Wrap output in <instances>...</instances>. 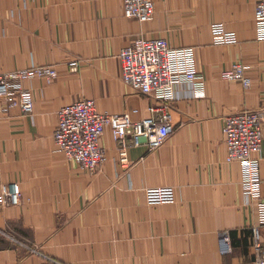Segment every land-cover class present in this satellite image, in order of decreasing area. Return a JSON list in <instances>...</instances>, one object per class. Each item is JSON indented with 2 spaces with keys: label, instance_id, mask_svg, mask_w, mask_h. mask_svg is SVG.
<instances>
[{
  "label": "crops",
  "instance_id": "1",
  "mask_svg": "<svg viewBox=\"0 0 264 264\" xmlns=\"http://www.w3.org/2000/svg\"><path fill=\"white\" fill-rule=\"evenodd\" d=\"M259 0H154L155 14L139 21L123 0H0V71L54 64L58 75L27 79L31 113L11 108L0 118V264H252L253 228L264 223L258 204H246L241 166L227 161L224 117L242 109L263 111L264 39L257 38ZM221 21L236 43H215ZM139 37H164L192 46L206 93L176 85L173 131L150 151L145 139L129 146L131 164L117 161L110 127L101 137L105 157L97 171L82 169L55 150L58 110L79 96L101 110L139 119L157 100L121 78L122 47ZM79 60L72 71L68 62ZM236 61L249 65L252 82L222 77ZM264 197V141L260 154ZM21 192L19 204L3 195ZM229 230L232 250L219 235ZM27 243L25 246L13 240ZM37 249L31 251V247Z\"/></svg>",
  "mask_w": 264,
  "mask_h": 264
},
{
  "label": "built area",
  "instance_id": "2",
  "mask_svg": "<svg viewBox=\"0 0 264 264\" xmlns=\"http://www.w3.org/2000/svg\"><path fill=\"white\" fill-rule=\"evenodd\" d=\"M124 14L139 21H148L155 14L154 0H123ZM256 35L264 39V0L255 7ZM215 43H236L238 35L221 21L211 24ZM121 78L138 92L152 95L156 102L149 106V113L139 119L131 117L129 112L113 113L101 110L94 98L79 96L58 110V121L53 132L55 150L74 160L82 169L95 172L105 157L101 137L110 127L117 141V161L124 168L131 164L129 146L141 143L144 136L148 149L156 150L162 146L173 131L172 108L177 98L176 85L186 84L192 96H204L206 93L204 75L196 67V58L192 46H171L164 37H139L121 48L118 54ZM79 60L68 62L70 70L79 67ZM248 64L234 62L222 72V77L240 80L245 87L251 85L246 74ZM58 75L53 64H33L25 68L0 71V118L8 114L13 107H19L24 113L34 109L33 97L24 82L27 79L41 77L52 81ZM263 111L260 109H242L233 111L224 117V139L227 148L226 160L237 161L241 166V188L244 202L257 203L260 223H264V197L261 192L260 154L263 149ZM6 200L19 204L21 192L17 185L5 184L2 189ZM256 258L252 264H264V246L259 239V226L253 228ZM16 242L29 246L22 240L12 237ZM31 247V246H30ZM219 248L222 253L232 250L229 230L219 235ZM31 251L36 252L34 247ZM55 262L62 264L59 260Z\"/></svg>",
  "mask_w": 264,
  "mask_h": 264
},
{
  "label": "rangeland",
  "instance_id": "3",
  "mask_svg": "<svg viewBox=\"0 0 264 264\" xmlns=\"http://www.w3.org/2000/svg\"><path fill=\"white\" fill-rule=\"evenodd\" d=\"M48 64H50V63H48ZM54 65V64H53ZM25 67H27V66H22V67H19V68H25ZM57 67V66H56ZM17 69V68H16Z\"/></svg>",
  "mask_w": 264,
  "mask_h": 264
},
{
  "label": "water",
  "instance_id": "4",
  "mask_svg": "<svg viewBox=\"0 0 264 264\" xmlns=\"http://www.w3.org/2000/svg\"><path fill=\"white\" fill-rule=\"evenodd\" d=\"M142 139H145V137H144V136H142V137H141V140H142Z\"/></svg>",
  "mask_w": 264,
  "mask_h": 264
}]
</instances>
